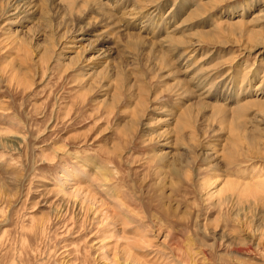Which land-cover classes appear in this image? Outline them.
Segmentation results:
<instances>
[{
  "label": "rangeland",
  "instance_id": "1",
  "mask_svg": "<svg viewBox=\"0 0 264 264\" xmlns=\"http://www.w3.org/2000/svg\"><path fill=\"white\" fill-rule=\"evenodd\" d=\"M63 1L0 0V264H264V0Z\"/></svg>",
  "mask_w": 264,
  "mask_h": 264
},
{
  "label": "bare ground",
  "instance_id": "2",
  "mask_svg": "<svg viewBox=\"0 0 264 264\" xmlns=\"http://www.w3.org/2000/svg\"><path fill=\"white\" fill-rule=\"evenodd\" d=\"M9 1L12 4L10 9L7 12L8 14L12 13V15H10V16L19 15V14L35 15V14L40 13L44 19H47L48 16L53 17V14H47L49 12L46 10L48 8L47 6H50V7L54 6L52 0H9ZM158 1L159 0H140L139 3L137 4V6H135L134 9L133 10L131 9L129 11L130 12L129 16L125 17V18L123 17V21L128 20V19H132V20L136 19L137 20L140 16L145 15V19H144L145 21L142 23L140 31H141V33L148 32V28L150 27L149 24L154 22V21H156V19H157L156 16H158L157 15L158 14V9H157V4H156V2H158ZM63 2H66V0H64ZM66 3H68V2H66ZM109 6H107V8H109ZM125 6L126 7L129 6L128 1H126ZM205 7H207V6H205ZM55 8H57V7H55ZM67 8H69V7H67ZM110 8H109V10L111 11L112 8L111 9ZM203 10H205V9H203V6L199 5L197 8H195L191 12H189L188 15H190L189 17H197V16H199L201 14V12ZM177 12H178V7L176 8V5H174L170 9V11L166 14V16H164V17H166L167 22L169 23V25L172 27L171 28L172 32H176L179 29V27H176V28L173 27L174 26L173 17H174V15ZM184 12H185V7L182 9V13H184ZM112 13H113V11H112ZM154 16L156 17L155 19H154ZM62 19L65 20L64 18H62ZM229 24H231V23H229ZM233 24H235V25L239 24V21L233 22L231 24V26H234ZM126 26H128V25L126 24ZM146 34H148V33H146ZM86 36H87V34H86V30L84 28L76 30V31H74V37L72 39V42L77 44L79 42L85 41L86 40ZM125 37H130L132 39H141V40H145L146 39L144 36L140 35V32L139 33L126 34ZM152 44H157V45H159L161 47L162 55H165L164 52H163L164 49L167 50V51H171V52L174 51L175 53L180 51L179 52L180 55L178 56V63L182 64V67H186V68L189 67V65L187 64L188 63V59L190 61L191 59H193L194 56H196L197 53L201 52L204 49L202 47L203 46V42L201 40H199V39L198 40L197 39H193L192 41L185 42L181 38L173 39V38H171L169 36H165L158 43L154 42ZM104 46H105L104 43H102L99 46V51H98L99 52V56H102V55L106 54V52L103 50ZM242 51L244 53H246V54L247 53H252V54H257V55L263 54L264 53V42L255 44L253 46V48H249V49L248 48H243ZM190 53L192 55H189ZM222 64L223 63H219V64L215 65L214 69L209 70V74H207L205 79H204V77H201L200 79L197 80L196 79L197 78L196 75H194L193 78H191V81H192V79H193V81H195V84H193V85H195V87L198 90H200L199 92L201 94H204V96H209V93L207 91H201L202 86L204 84L205 85L206 84L207 85L208 84L211 85L212 82H210L209 78L213 79V77L219 76V74L221 72L220 71V67H222ZM186 65H188V66H186ZM230 80H231V71H229L226 74L222 75V77H219V81L218 82H229ZM209 85H208V87H209ZM205 89L206 88H204V90ZM260 97L264 98V94L260 93ZM258 103H261V104L263 103V105H264V101L260 102L259 100L250 101L248 104H258Z\"/></svg>",
  "mask_w": 264,
  "mask_h": 264
}]
</instances>
